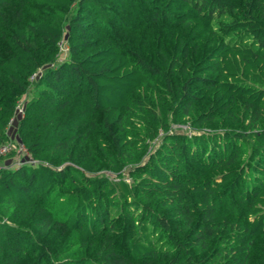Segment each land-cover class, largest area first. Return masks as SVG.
<instances>
[{
	"label": "trees",
	"instance_id": "16d2710c",
	"mask_svg": "<svg viewBox=\"0 0 264 264\" xmlns=\"http://www.w3.org/2000/svg\"><path fill=\"white\" fill-rule=\"evenodd\" d=\"M32 87L0 264H264V0H0V145Z\"/></svg>",
	"mask_w": 264,
	"mask_h": 264
},
{
	"label": "rangeland",
	"instance_id": "374dc122",
	"mask_svg": "<svg viewBox=\"0 0 264 264\" xmlns=\"http://www.w3.org/2000/svg\"><path fill=\"white\" fill-rule=\"evenodd\" d=\"M42 9V10H41ZM39 9V7L37 6H33L30 3V11H36V13H40V14H35V15H39L42 16L45 12V8H41ZM44 9V11H43ZM46 12L50 13V16L46 14V16L48 18L54 17L55 19H57V22H59V24H61V26L64 29V43L62 45V49L58 50L59 54H58V61H63L64 58H66L68 56L67 52H68V47H69V43H68V39H67V27H68V17L72 14V12H67V11H55V10H47ZM52 19V18H51ZM67 39V41H66ZM34 94V87H32L28 93H25L24 95H22V97L20 98V104L21 107L24 108L26 101L29 97H32ZM167 125L168 126V132L169 133H182V134H186L189 136L192 135H201V134H207V133H212L213 131H217V132H221L223 129H221L219 126L218 128H216L214 130V128L212 129L211 127L208 126H193L191 125L189 122H173L170 119V114L167 115ZM18 119H16L15 123H13L14 125H12L11 129L8 131V135H11L10 137L14 136L15 138L18 137L17 135V124H18ZM163 135V130H159V134L158 137H156L152 142H151V149L150 151L154 150L156 148V146L159 144L161 137ZM16 157L10 156V157H6L1 164L2 165H7V166H13L15 167L16 165H20L23 163L26 164H30V165H36L35 163H32V160L30 159V162H27L28 159L26 157L24 158H17V161L15 160ZM146 159V158H145ZM16 161V162H15ZM130 167L126 166L124 167L121 171L125 177V179L127 181H130V177H129V171ZM92 175H98V174H104V175H108L110 178H116V173L114 171L108 170V169H102L99 170L97 172L94 173H89Z\"/></svg>",
	"mask_w": 264,
	"mask_h": 264
},
{
	"label": "built area",
	"instance_id": "2783aa9c",
	"mask_svg": "<svg viewBox=\"0 0 264 264\" xmlns=\"http://www.w3.org/2000/svg\"><path fill=\"white\" fill-rule=\"evenodd\" d=\"M63 43H64L63 40L59 42V50L62 49ZM38 75H39V71L33 72L30 76V80L33 81L35 78L38 77ZM23 109L24 108L21 107L20 99H19L16 103L15 112L8 121V131L11 129L12 125H14L13 123H15L16 119H18L23 115ZM10 136L11 135H9V140L7 142L0 145V154L4 156L8 154H12L13 157H16L15 159L16 161L17 158L26 157L28 159L27 162H30L31 159L32 163H37L35 159L31 158L28 150L26 149L24 144L18 139V137L15 138L14 136L12 137Z\"/></svg>",
	"mask_w": 264,
	"mask_h": 264
}]
</instances>
